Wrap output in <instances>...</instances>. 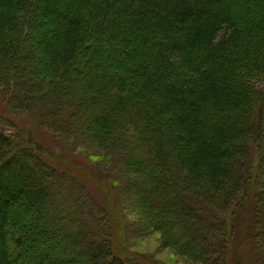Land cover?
<instances>
[{
	"label": "trees",
	"instance_id": "16d2710c",
	"mask_svg": "<svg viewBox=\"0 0 264 264\" xmlns=\"http://www.w3.org/2000/svg\"><path fill=\"white\" fill-rule=\"evenodd\" d=\"M68 85L90 105L83 129L52 117ZM3 109L46 132L0 131V264H147L111 175L94 196L75 174L91 163L73 152L81 131L142 175L149 226L177 254L232 264L231 229L256 210L264 264V0H0Z\"/></svg>",
	"mask_w": 264,
	"mask_h": 264
},
{
	"label": "rangeland",
	"instance_id": "374dc122",
	"mask_svg": "<svg viewBox=\"0 0 264 264\" xmlns=\"http://www.w3.org/2000/svg\"><path fill=\"white\" fill-rule=\"evenodd\" d=\"M79 60H82V56L79 57ZM9 90L10 92L1 93L9 98L15 93L13 92V90L11 91V87L9 88ZM63 93V99H67V101L62 100V104L59 105L58 108H56L55 112H52V117L59 121L62 126L65 125L66 121H68L67 123H70L71 126H73L70 127V131H72L74 129V125H76L77 122H80V125H77L76 129L80 128L82 125L81 121H83V119L78 120L80 118L79 114H81L82 112L83 116L87 117L89 116L88 114L91 108L90 105L85 101L82 102L80 106H77V101L73 100L75 99L73 98V96H75V90H72L70 85L65 87ZM42 94L44 95L45 91L42 92ZM42 100L45 104L47 102V96H45ZM73 111L77 112L75 113ZM1 112L3 117L0 118V131L7 133L11 132L15 139H20L19 141L25 140L29 135L36 140L39 138L41 130L46 132V130L40 126L37 116L28 117L26 115H14L9 113L8 111H4V109ZM76 116H78V118ZM11 122H13V124ZM82 127L80 129H83ZM81 135L82 138H80V142L76 141V145L71 144L72 141L70 139L69 133L65 131L60 133L59 139L61 140V145L66 143L71 144L74 147V153L86 157L91 162H86L87 167L82 168L83 171L76 169L75 174L78 179L83 184H85L90 189V191L94 193H92L94 196H96L97 194V191L95 189L96 184L94 180V177L98 176L97 173H99V176H105L106 174L109 176L111 175L114 190L117 195L123 215L125 217V223H127L128 249L132 253L140 257H144L147 264H202L201 262L194 261L187 256L177 254V252L173 248L168 247L164 244L165 237L163 234H161L160 231L152 230L150 228V217L145 211V206L139 202V198L141 197L146 200V197H148V192L142 195L141 190H139L137 187L138 182H135V180L143 181V177L141 175L137 178L136 175L122 169L118 159L120 158L121 152L117 153L113 148L99 146L98 142L90 136H88V138L85 136L83 139L84 131H81V134L79 136L81 137ZM59 154L60 155L58 156L63 159L64 155H61V151L59 152ZM67 158H70V156L68 155ZM94 165L98 166V172L95 171ZM65 169L67 168L65 167ZM258 176H260L259 183L261 184L262 182V184H264V174L261 173L260 175L258 174ZM144 185L147 190H149V194H155V184L149 181ZM252 196L253 194L251 193V197ZM151 211L152 213L158 212L159 208H153L151 209ZM251 211L252 210H250L248 214H246L247 216L243 217L245 221H240L239 226L236 225V227H233L231 229L232 239H234V236L236 238L235 244L233 243L230 249V252H232V254H234L235 256L232 264H254L256 262V253L251 248L252 245H250V241L252 240H250L248 235L249 232L252 231V228L253 231L256 230V228L260 227V229H262L263 225L262 223H259L258 220H255L253 215H251L254 212L256 214V210H254V212ZM163 216H165L168 220L172 218V216L166 212L163 214ZM171 226L173 227V229L170 230H172L173 232L176 231L178 233L179 231H181L178 224L173 223ZM177 240L185 241V238L178 237Z\"/></svg>",
	"mask_w": 264,
	"mask_h": 264
}]
</instances>
